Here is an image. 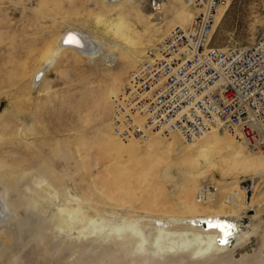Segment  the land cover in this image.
I'll return each instance as SVG.
<instances>
[{
  "label": "rangeland",
  "instance_id": "rangeland-1",
  "mask_svg": "<svg viewBox=\"0 0 264 264\" xmlns=\"http://www.w3.org/2000/svg\"><path fill=\"white\" fill-rule=\"evenodd\" d=\"M153 2L0 0V154L13 153L1 172L12 173L6 184L11 196L17 191L11 184L23 178L33 190L55 185L36 205L19 207L16 196L11 217L0 224V264H160L151 260L157 227L165 226L153 224L156 218L215 213L245 228L234 252L210 261L191 257L189 250L167 255L162 264H264V168L255 167L264 164V153L217 132L219 141L243 152L253 166L247 169L223 151L204 168L196 162V148L176 133L155 132L146 142H124L113 133L112 101L131 72L175 26H188L181 22L197 15L184 0H158L157 10ZM119 17L131 27L129 41L107 30ZM68 30L98 42L100 54L91 59L63 51L41 72L43 81H33ZM263 32L264 0H223L212 46L248 47ZM156 136L161 141L148 157ZM131 146L139 147L133 159ZM211 187L215 197L201 200V190ZM23 192L34 195L25 187ZM69 201L85 215L58 227V210ZM165 229L182 231L173 224ZM182 241L195 243L165 235L158 242L170 247Z\"/></svg>",
  "mask_w": 264,
  "mask_h": 264
},
{
  "label": "built area",
  "instance_id": "built-area-1",
  "mask_svg": "<svg viewBox=\"0 0 264 264\" xmlns=\"http://www.w3.org/2000/svg\"><path fill=\"white\" fill-rule=\"evenodd\" d=\"M184 1L196 17L175 26L131 72L112 101L114 133L124 142L155 132L193 142L216 129L264 153V32L248 47H213L223 0ZM207 190L201 200L217 194Z\"/></svg>",
  "mask_w": 264,
  "mask_h": 264
},
{
  "label": "bare ground",
  "instance_id": "bare-ground-1",
  "mask_svg": "<svg viewBox=\"0 0 264 264\" xmlns=\"http://www.w3.org/2000/svg\"><path fill=\"white\" fill-rule=\"evenodd\" d=\"M120 1L121 0H110L111 3L117 2L118 4L120 3ZM226 4H228V3H226ZM194 10H195V12H198L197 9H194ZM217 13H218V11H217ZM216 16H217V14H216ZM193 20H194L193 18L187 19L185 22H181V23L182 24H191ZM107 30L109 31V33L115 32L116 36L124 38V40H122V41H125V40H128V38H129V33L131 31V27L129 26L127 21H125L123 18L119 17L117 20H113L107 26ZM69 37H74L75 42H70ZM213 39H214V37H213ZM213 41H212V44H213ZM97 43H96V41L89 39L83 32L76 31V30H68L62 36L59 44L57 45V47L52 52L53 57L51 56V59L46 61L45 65L38 68V70L34 74L33 81L39 80L38 82H42L44 79V75L42 77L41 72H45L47 69H49L50 66H52L54 64L56 57L63 51H76V52H78V53H80V54H82L88 58H91V59L95 58L96 56H98V54H100V51L102 49L101 45L100 44L97 45ZM221 49H225V48H221ZM38 82H36V83H38ZM217 132L229 134L227 132H223V131L213 129V130L205 133L202 137L196 139L193 142H185L182 138L181 139L185 143H187L188 145H191L192 147L196 148V152H197L196 162H198V164L201 167L206 168V167L213 165L212 159H215V156L217 154L224 151L225 153L229 154V156L232 158L231 160L234 161L235 163H242V166L247 168V169L251 168V166H253V164L251 162H249V160L247 161L246 160L247 158L245 159V157L243 156L244 153L241 151H238L232 145H228V146L226 145L225 146V144L222 143V141H219V139H217V134H218ZM113 133H114V131H113ZM230 136H232V135H230ZM160 137L161 136H156V137L151 139V141H150L151 144L149 146H147L146 152L144 151L146 156L153 157L154 151L152 150L151 146L159 143L161 141ZM232 137L236 141L243 144L247 150H249L243 142L239 141L234 136H232ZM114 139L115 138H113V142L118 141V140L114 141ZM132 140H136V139H132ZM168 144H169V149H172V142L170 141V142H168ZM136 147L137 146H134V148H136ZM127 148L130 149V152H131L130 154H131L132 159L137 157V155L139 154V147H137L138 149H133L132 146L127 147ZM178 154H180V155L184 154V150H179ZM11 155H13L12 152H10V153L8 152V154H7V152H5V151L3 154H0V224H2L6 219H9L11 217L12 211H13L12 203L13 202L15 203L17 201L16 200L17 195L20 196L18 201H17V206L25 207V206L31 205V203L32 204L35 203V205H36L38 199H41V198H43V196L48 195V189L50 190V192L55 191V185H53L51 183L48 184L47 191L44 189H41L39 191L35 190V189L34 190L30 189L27 178H23L20 181H18L17 183L15 182L16 184L15 183L11 184L13 187V188L11 187V189L17 188V191H16L17 194L15 192L14 196H11L10 188H8L9 186L7 187L6 184L7 183L9 184V182H10V181H8L7 176L11 175L12 173L9 172L10 174L9 173L4 174L1 172V170H3V168H4V166H3L4 160L10 161V159H12ZM252 160H250V161H252ZM260 164H261V162H260ZM255 167L258 169H263L264 164L263 165L262 164L261 165H255ZM263 172H264V169H263ZM24 187L26 188V190L32 191L34 193V195L33 196L31 195L32 197H27L23 192ZM204 191H207V189L201 190L200 194L203 195ZM56 193H58V192L56 191ZM68 204H69V206L68 205L62 206L58 210L57 221H56V226H58V227L59 226L70 227L73 219L79 218L80 217L79 215H81V214L85 215V212H83L84 210L80 205L73 204L70 201ZM80 219H81V217H80ZM156 219H157L156 221L152 222L153 224H157V222H159V223L165 224V226L163 225V226L157 227L158 228V236L156 239H154V240H156V242H155L156 247H153L151 249V257H152L151 260H152V262H155V263L162 264V262H164L165 259L167 258V255L172 254V253H174V255H177L179 252L181 253V255H185L186 253H188L187 251H189V250H191L189 252V254L191 253V257H194L196 259H202V260L208 259V260L212 261L220 254L227 253V252H234L236 250V247L242 242V240H244V238H246V234L243 233V230L245 228L242 226V223L239 220H236L233 217L226 215V214H216L215 213L214 215H207V216H199V215L198 216H192L191 215L188 217H167V218H156ZM217 223L222 224V225H231L232 227L231 228H223V229L218 228V227L214 226ZM172 224L177 225L178 227L182 228V231L171 232V231L165 229L168 225H172ZM164 235H165V238H168V237H185V238L189 237V238H191L192 237V238H194L195 243H194V246L188 245L187 242H185V241L184 242L182 241V244L177 245V246L174 245V246L168 247L169 245L168 246H164L165 244L160 245L158 241L161 238H163ZM141 237H142V239H144L142 241L141 250L144 251V245H146V243H145L146 240L143 237V234H141ZM231 243L233 244V246H231Z\"/></svg>",
  "mask_w": 264,
  "mask_h": 264
},
{
  "label": "snow or ice",
  "instance_id": "snow-or-ice-1",
  "mask_svg": "<svg viewBox=\"0 0 264 264\" xmlns=\"http://www.w3.org/2000/svg\"><path fill=\"white\" fill-rule=\"evenodd\" d=\"M69 41L70 42H75V38L74 37H69ZM215 227H218V228H231L232 226L231 225H222V224H219L217 223L216 225H214ZM227 234V233H226ZM226 242V241H225Z\"/></svg>",
  "mask_w": 264,
  "mask_h": 264
},
{
  "label": "water",
  "instance_id": "water-1",
  "mask_svg": "<svg viewBox=\"0 0 264 264\" xmlns=\"http://www.w3.org/2000/svg\"><path fill=\"white\" fill-rule=\"evenodd\" d=\"M231 246H233V244L231 243Z\"/></svg>",
  "mask_w": 264,
  "mask_h": 264
}]
</instances>
